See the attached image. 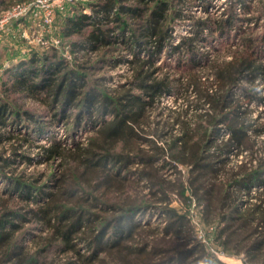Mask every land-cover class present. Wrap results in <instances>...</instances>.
I'll return each mask as SVG.
<instances>
[{"label":"trees","instance_id":"1","mask_svg":"<svg viewBox=\"0 0 264 264\" xmlns=\"http://www.w3.org/2000/svg\"><path fill=\"white\" fill-rule=\"evenodd\" d=\"M82 2L63 13L61 36L77 37L72 54L120 49L131 58L103 62L125 63L130 77L105 88L87 79L86 63L70 69L54 49L4 70L0 264H226L217 253L264 264V147L257 139L264 120L247 117L252 101L264 117V95L239 87L264 83V35L245 37L228 62L204 65L207 55L199 51L209 36L264 16V0L255 1L256 17L239 21L235 10L247 15L250 3L224 0V19L194 21L175 45V24L192 19L186 0ZM0 6L8 8L4 0ZM164 52L174 62L156 65ZM10 95L42 110L20 109ZM168 96L181 104L162 106ZM57 126L88 136L67 146L50 135ZM42 137L45 145L38 144ZM29 148L38 151L37 164L56 167L45 181L17 172L32 163ZM193 214L209 231L204 242ZM27 223L38 232L29 234L30 248Z\"/></svg>","mask_w":264,"mask_h":264},{"label":"rangeland","instance_id":"2","mask_svg":"<svg viewBox=\"0 0 264 264\" xmlns=\"http://www.w3.org/2000/svg\"><path fill=\"white\" fill-rule=\"evenodd\" d=\"M24 0H4V4L8 5V8L12 7L15 4L22 3ZM29 2H33L35 0H28ZM81 2L84 0H80ZM171 1V0H169ZM209 5L206 6L205 9L199 7L198 4H195L193 0H186L185 5L189 7V10H186V15L191 16L192 19H184L183 21L176 23L174 26L173 32V41L172 44L175 45L177 43L178 37H184L190 35V32L193 28V23L196 20H203L207 17L217 19L218 21L225 18L223 15L225 11H227L228 6L224 0H207ZM228 2V0H226ZM251 7L252 11L247 15H242L241 12L236 9L235 17L238 18L237 21L242 19H247V17H256L259 13L258 5L255 3L256 0H247ZM25 2V1H24ZM84 3V2H82ZM3 8L0 6V11ZM64 13V12H63ZM63 13L56 14L53 23L50 28H42L38 23H17L15 25L10 24L9 30L5 28L0 32V93L3 90L2 82L6 81V76H2L4 70H9L15 66H17L20 61H28L32 52L38 51L39 53L46 52L50 54L51 49L56 51V55L59 58L64 59L67 63V67L70 69H76L79 63H86L85 67H87L86 73L84 75L87 79L92 80L96 79L98 81H103L102 85L105 88H114L117 84H124L125 80L130 77L129 67L125 63H119L115 66H109L105 62L108 58H114L117 55H122L126 60H129L131 56L126 54L124 51H118L107 53L105 51L99 52H89L85 55L82 53L72 54L69 43L73 40H76L77 37H72L69 39H65L61 36V27H62V19ZM259 18V19H258ZM255 20H251V22H237L235 23L232 30L228 32L226 36H217L216 34L208 37V42L200 47L202 54H205L206 61H203L204 65L209 64V62H228L231 59V54L233 52L239 51L242 49L243 42L245 37H259L264 35V16H259ZM24 33V34H23ZM207 32L204 34L206 35ZM24 35V36H22ZM173 57L168 58L166 53L161 54V59L158 60L156 65H159L162 61L168 62L172 64L174 62ZM260 61L264 63V49L263 52L260 53ZM162 64V63H161ZM15 65V66H14ZM164 71V70H162ZM161 71V72H162ZM205 71V70H204ZM209 75V74H207ZM239 87L247 90L250 93H255L258 95H264V83L262 84H248L246 82L240 83ZM192 98V97H191ZM9 101L15 104V106L19 107L23 110H31L39 112L42 110L36 103L30 101L29 99L19 97L16 95H10ZM246 103V102H243ZM179 104H181V100L168 96L163 100L162 106L166 108H176ZM263 110V107L258 104L256 101H252L248 103L247 112L248 119L257 120V123H261L264 120V117H260V113ZM74 112L70 110L69 115H72ZM46 119V118H43ZM68 120L72 121V117ZM51 136L56 139L63 140L65 145L72 146L76 143H84V139L88 136V133L84 134L82 132H72L68 127L65 126H57L52 129ZM47 136V135H46ZM258 141L262 142L261 146L264 147V136H260L257 138ZM39 145H45V138L42 137L38 140ZM28 155L32 157V163L20 164L17 168V172H23L26 177L34 178L41 175L42 181H45L46 177L52 175L54 171L56 172V167L52 165L51 167H46L43 164H37L38 160V151L29 148ZM36 164H35V163ZM167 174L170 172L166 171ZM18 174V173H17ZM44 175V176H42ZM176 206V203H172ZM195 213V212H194ZM195 214H193L192 222L195 225V234L197 239L198 236H202L200 240L203 242L205 235L209 231L204 229L199 222L195 218ZM154 220H151L152 223ZM30 229V230H29ZM23 230L26 231L24 234V245L30 248L31 242H29V234L30 235H38L36 229L32 228L31 223H27L23 225ZM217 257L223 261V258H226L219 253H217ZM236 260V259H235ZM239 261V260H236ZM240 262V261H239ZM241 263V262H240Z\"/></svg>","mask_w":264,"mask_h":264},{"label":"built area","instance_id":"3","mask_svg":"<svg viewBox=\"0 0 264 264\" xmlns=\"http://www.w3.org/2000/svg\"><path fill=\"white\" fill-rule=\"evenodd\" d=\"M78 1L80 0H35L15 4L0 11V32L5 28L8 31L12 22L29 23L30 21L48 29L51 27L56 14L63 13L67 5ZM198 237L199 239L202 238V236Z\"/></svg>","mask_w":264,"mask_h":264},{"label":"bare ground","instance_id":"4","mask_svg":"<svg viewBox=\"0 0 264 264\" xmlns=\"http://www.w3.org/2000/svg\"><path fill=\"white\" fill-rule=\"evenodd\" d=\"M227 264H241L239 261H236L233 258H223Z\"/></svg>","mask_w":264,"mask_h":264}]
</instances>
